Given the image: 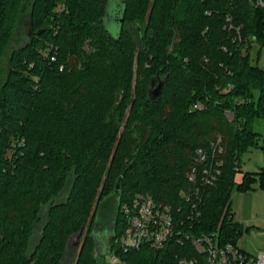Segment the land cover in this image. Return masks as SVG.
Instances as JSON below:
<instances>
[{
    "label": "trees",
    "instance_id": "obj_1",
    "mask_svg": "<svg viewBox=\"0 0 264 264\" xmlns=\"http://www.w3.org/2000/svg\"><path fill=\"white\" fill-rule=\"evenodd\" d=\"M114 1L0 0V78L12 32L29 27L0 84V264H70L82 228L71 264H106L110 251L122 264H178L188 249L205 264L189 243L122 252L121 208L138 193L183 208L197 150L218 136V179L187 228L242 235L232 193L257 180L236 179L241 155L264 146V68L252 57L263 11L251 0H121L113 35ZM259 176L264 188V167ZM109 197L102 242L96 210Z\"/></svg>",
    "mask_w": 264,
    "mask_h": 264
},
{
    "label": "built area",
    "instance_id": "obj_2",
    "mask_svg": "<svg viewBox=\"0 0 264 264\" xmlns=\"http://www.w3.org/2000/svg\"><path fill=\"white\" fill-rule=\"evenodd\" d=\"M251 2L263 11L264 21V0H251ZM223 154L222 136H218L210 147H201L197 150L195 162L188 172V180L195 189L181 194L184 201L183 208L179 207L175 210L172 205L156 201L144 193L136 194L130 202L123 204L121 210L126 225L119 240L120 250L127 252L145 245L154 250H162L169 242L175 241L183 246L189 243L197 255L203 256L205 264H264V251L250 254L238 242H223L217 230L197 234L187 228V225L192 226L201 214L203 193L218 179ZM199 263V257L191 256L190 249L187 255L184 254L179 258L178 262V264ZM106 264H122L121 256L117 251L108 253Z\"/></svg>",
    "mask_w": 264,
    "mask_h": 264
},
{
    "label": "rangeland",
    "instance_id": "obj_3",
    "mask_svg": "<svg viewBox=\"0 0 264 264\" xmlns=\"http://www.w3.org/2000/svg\"><path fill=\"white\" fill-rule=\"evenodd\" d=\"M121 0H115L109 6V14L105 18V23L108 30L113 34L117 35L120 32V24L116 19L117 11L119 10ZM24 29V30H23ZM29 32V27L17 29L12 32V38L7 44L4 59H3V75L0 78V84L5 79L9 69V57L13 49V43H19L18 36L20 33L26 34ZM22 39L25 35H22ZM21 39V38H20ZM22 43V40L19 44ZM14 44V45H15ZM258 46L252 49V57L255 58V63H258L264 68V46L260 49L261 51L257 54ZM156 89V87L154 88ZM262 122H258L256 129L260 132L263 131ZM263 144L260 143V147H251L241 155V170L238 171L236 179L239 180L244 173H252L257 176L256 182L252 185L249 191H242L237 186L233 189L232 197V209L235 210V220L240 221L242 224L243 232L240 236L239 244L243 245L246 251L250 254H258L263 249L259 247L264 245V188L260 182V170L264 167V150L261 148ZM115 200L112 197L105 198L102 200L98 209L96 210L95 223H98L101 227L100 238L102 242L112 234V226L109 222L112 214L114 213ZM105 229V231L103 230ZM253 230H256L257 234H254ZM77 240L74 237L71 240L72 249L68 256V262L71 264L73 257H75L76 248L73 242ZM81 241V240H80ZM108 254H106V259Z\"/></svg>",
    "mask_w": 264,
    "mask_h": 264
},
{
    "label": "water",
    "instance_id": "obj_4",
    "mask_svg": "<svg viewBox=\"0 0 264 264\" xmlns=\"http://www.w3.org/2000/svg\"><path fill=\"white\" fill-rule=\"evenodd\" d=\"M162 85H163V82H161V83L159 84L158 89H160V88L162 87ZM261 148L264 150V146H261ZM121 179H122V177L118 180V182H117V189H116L117 192L119 193V200H118V206H117L118 210H119V208H120V204H121V203H120ZM118 210H117V211H118ZM83 234H84V228H82L78 234L73 235V236L71 237V239H73L74 237H77V240L73 242V245L75 246L76 251H77V249H78V246H79V243H80V240H81ZM66 253L68 254V252H66Z\"/></svg>",
    "mask_w": 264,
    "mask_h": 264
},
{
    "label": "crops",
    "instance_id": "obj_5",
    "mask_svg": "<svg viewBox=\"0 0 264 264\" xmlns=\"http://www.w3.org/2000/svg\"><path fill=\"white\" fill-rule=\"evenodd\" d=\"M241 178H242V176H241ZM241 178L238 180V181H240L241 180ZM234 219H235V210H234ZM236 221V220H235ZM237 222H239L240 224H241V222L240 221H237ZM242 225V224H241ZM244 229V228H243ZM254 232V234H257V233H259V232H257L256 230H253ZM240 240V239H239ZM239 240H238V244H239ZM243 249H245L244 247H243V245H241V244H239ZM259 247H262L261 249H263V251H264V245H260ZM246 250V249H245ZM262 252V251H261Z\"/></svg>",
    "mask_w": 264,
    "mask_h": 264
}]
</instances>
